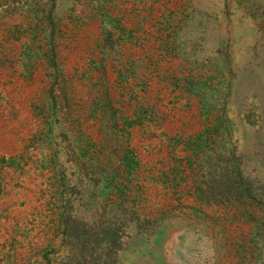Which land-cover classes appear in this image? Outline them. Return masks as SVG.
<instances>
[{"label": "rangeland", "instance_id": "374dc122", "mask_svg": "<svg viewBox=\"0 0 264 264\" xmlns=\"http://www.w3.org/2000/svg\"><path fill=\"white\" fill-rule=\"evenodd\" d=\"M259 194L264 0H0V264H264Z\"/></svg>", "mask_w": 264, "mask_h": 264}, {"label": "trees", "instance_id": "16d2710c", "mask_svg": "<svg viewBox=\"0 0 264 264\" xmlns=\"http://www.w3.org/2000/svg\"><path fill=\"white\" fill-rule=\"evenodd\" d=\"M247 184V183H246ZM246 188V190H247V195L248 196H250V197H253V195L251 194V192L249 191V190H251V185L250 184H247V186L245 187ZM249 189V190H248ZM261 198H264L263 197V194H259L258 196H257V198H256V202H259V203H261L262 201H264V199H262L261 200ZM261 201V202H260ZM262 205L264 206V202H262ZM108 249H109V251H110V253L111 252H113V253H115L116 252V245H114V243H111V244H109L108 245V247H107ZM92 251V250H91ZM100 254L101 253H99V256H100ZM116 254V253H115ZM81 259V257L80 258H75L74 260H72L69 264H88V261H86L85 260V262H81L80 263V260ZM103 260H105V259H103ZM114 260V259H113ZM74 261V262H73ZM116 261V260H115ZM95 263V261L94 260H92L91 259V261H89V264H94Z\"/></svg>", "mask_w": 264, "mask_h": 264}]
</instances>
